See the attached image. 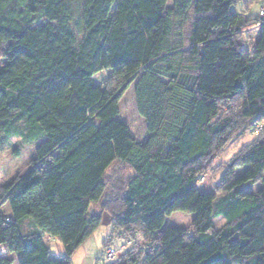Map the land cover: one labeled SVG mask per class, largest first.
<instances>
[{"label": "trees", "instance_id": "1", "mask_svg": "<svg viewBox=\"0 0 264 264\" xmlns=\"http://www.w3.org/2000/svg\"><path fill=\"white\" fill-rule=\"evenodd\" d=\"M258 2L84 0L76 15L65 0H0V144L18 123L38 142L31 168L0 187V245L20 264H72L108 212L132 243L105 264H264V16L247 15ZM104 70L113 89L94 82ZM133 82L144 142L118 119ZM248 131L255 139L219 171L215 193L201 191ZM116 163L129 169L120 194L92 213ZM178 210L195 213L191 227L166 226Z\"/></svg>", "mask_w": 264, "mask_h": 264}, {"label": "rangeland", "instance_id": "2", "mask_svg": "<svg viewBox=\"0 0 264 264\" xmlns=\"http://www.w3.org/2000/svg\"><path fill=\"white\" fill-rule=\"evenodd\" d=\"M66 3L72 8L76 15H79V12L82 9L84 0H65ZM263 2L255 3L247 15L250 18H256L259 16V10ZM168 5H172V0H168ZM234 13H241V5H235L232 7ZM252 41H256L259 37L258 31H251ZM4 60L0 58V65L3 64ZM94 82L102 88H111L113 89L116 85L111 71L104 70L99 72L94 76ZM135 86L136 82H133L128 89H126L119 101L120 113L118 119L127 123L131 129L133 136L137 139L138 142H144L148 137L147 123L145 119L140 115L136 96H135ZM23 123H18L12 129L11 134H3L2 142L0 144V187L5 185L13 184L15 178L18 175L25 174L31 168V162L35 158L36 148L38 142L36 139H31L30 141L25 140L24 135L27 130H25ZM18 132L17 135L16 133ZM20 134V135H19ZM257 131H248L243 135L238 136L232 143L228 144L215 162H213L214 170L212 174L209 173L199 183V188L203 192L215 193V184L220 180L221 174L219 171L223 169V166L231 161L235 153H237L244 145L249 144L255 139ZM246 167L239 168L238 173L245 171ZM129 175V169L126 165L122 163L114 164L108 171L105 181L109 186L106 196L98 203H94L91 207L92 213H97L102 209V202L104 199L115 197L119 195L120 191L117 189L113 190V185L119 186L122 188L124 183L122 180L121 184H118L117 179L125 178ZM263 186L261 182H258L256 188L259 189ZM116 188V187H114ZM10 204L6 203L1 207V210H9ZM195 213L186 212V211H175L170 216L167 217L166 226H175L180 228H189L191 227ZM111 216L108 212L103 214L102 225L89 237L74 253L72 256V264H105L107 260L105 259V241L107 238L109 240L114 238V243L112 244L115 247H120L122 242H125L123 238H120L123 235H120V231H117L112 226ZM225 219L223 217H218L214 219L215 228H219L224 224ZM46 244L51 250V253L54 257L64 256L65 249L63 243L55 238L45 237ZM0 256L9 257L13 259V264H20L18 260V254L15 252H10L6 245H0Z\"/></svg>", "mask_w": 264, "mask_h": 264}, {"label": "built area", "instance_id": "3", "mask_svg": "<svg viewBox=\"0 0 264 264\" xmlns=\"http://www.w3.org/2000/svg\"><path fill=\"white\" fill-rule=\"evenodd\" d=\"M260 14L262 16H264V7L261 8L260 10ZM202 180L204 179V177L201 178ZM132 242L129 241L127 244H122L120 246V248H116V247H108L105 251V259L107 261H113L115 260L116 258H118V256L121 254V251L123 249H125L129 244H131Z\"/></svg>", "mask_w": 264, "mask_h": 264}, {"label": "crops", "instance_id": "4", "mask_svg": "<svg viewBox=\"0 0 264 264\" xmlns=\"http://www.w3.org/2000/svg\"><path fill=\"white\" fill-rule=\"evenodd\" d=\"M241 12H244V10L241 8ZM256 30L257 29H259L260 28V26H256V27H254ZM8 204V203H7ZM5 211V210H4ZM5 212H7V213H10L11 212V207H10V209L9 210H7V211H5ZM113 243H114V241H113ZM112 243V244H113Z\"/></svg>", "mask_w": 264, "mask_h": 264}]
</instances>
